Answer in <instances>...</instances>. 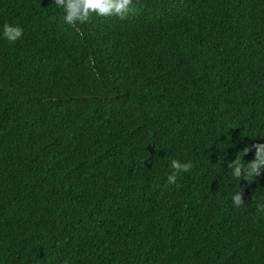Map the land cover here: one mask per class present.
<instances>
[{
	"label": "trees",
	"instance_id": "obj_1",
	"mask_svg": "<svg viewBox=\"0 0 264 264\" xmlns=\"http://www.w3.org/2000/svg\"><path fill=\"white\" fill-rule=\"evenodd\" d=\"M0 264H264V0H0Z\"/></svg>",
	"mask_w": 264,
	"mask_h": 264
},
{
	"label": "clouds",
	"instance_id": "obj_2",
	"mask_svg": "<svg viewBox=\"0 0 264 264\" xmlns=\"http://www.w3.org/2000/svg\"><path fill=\"white\" fill-rule=\"evenodd\" d=\"M97 126L98 125H95V127H92V125L88 123L82 124L83 132L79 136L82 138V140H85L96 130ZM78 183H80V181Z\"/></svg>",
	"mask_w": 264,
	"mask_h": 264
}]
</instances>
